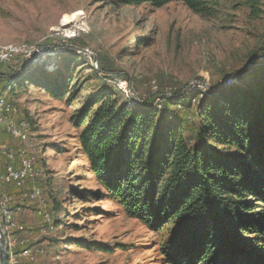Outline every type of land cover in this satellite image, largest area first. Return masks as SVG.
Listing matches in <instances>:
<instances>
[{"label": "rangeland", "instance_id": "rangeland-1", "mask_svg": "<svg viewBox=\"0 0 264 264\" xmlns=\"http://www.w3.org/2000/svg\"><path fill=\"white\" fill-rule=\"evenodd\" d=\"M259 1L254 16L250 0H216L209 15L181 2L157 9L119 0H0V50H24L0 69L2 80L30 66V73L18 72L20 78L28 75L25 85L0 82V92L7 86L2 96L12 117L27 128L19 142L3 126L0 142L22 149L33 169L31 180L2 193L12 196L14 219L26 228L12 238L31 251L23 261L18 244L17 264H170L162 248L172 227L156 231L130 218L97 183L78 150L76 117L107 91L120 106L150 102L158 115L167 99L185 100L182 113L195 128L205 93L225 82L228 88L248 86L254 68L264 63V0ZM75 13L82 14L79 25L64 27V17ZM66 82L63 99L43 88ZM7 163L0 155V172ZM34 189L40 199H23Z\"/></svg>", "mask_w": 264, "mask_h": 264}, {"label": "trees", "instance_id": "trees-1", "mask_svg": "<svg viewBox=\"0 0 264 264\" xmlns=\"http://www.w3.org/2000/svg\"><path fill=\"white\" fill-rule=\"evenodd\" d=\"M119 1L157 9L181 2L209 15L216 0ZM259 4L250 0L254 16ZM20 71L30 73V66L5 81L25 85L29 77L20 78ZM67 83L42 86L63 99ZM103 94L76 117L78 150L130 218L156 231L172 227L162 248L169 263L264 264V63L248 86L205 93L195 128L182 113L185 100L166 98L158 115L150 102L130 108L120 106L115 93Z\"/></svg>", "mask_w": 264, "mask_h": 264}, {"label": "built area", "instance_id": "built-area-1", "mask_svg": "<svg viewBox=\"0 0 264 264\" xmlns=\"http://www.w3.org/2000/svg\"><path fill=\"white\" fill-rule=\"evenodd\" d=\"M23 52L24 50H20L17 53L0 52V66L15 61L18 57L22 56ZM231 82L233 80L230 81V84ZM5 125L7 126V132L10 137L13 140L21 142V134L25 131H18V122L11 115L10 103H4L3 101L2 105H0V129ZM0 155L8 161L4 171L0 174L1 195V193H5L4 191L7 187L22 186L23 183L31 180L32 172L23 165L24 154L22 153V149L14 151L9 144L0 142ZM16 160L19 161V167L16 166ZM26 195L27 201H31V190L29 192L27 191ZM9 197L10 202H13L12 196ZM19 226L25 227L22 224H19ZM26 248L27 246H21V250H23V261H26Z\"/></svg>", "mask_w": 264, "mask_h": 264}, {"label": "bare ground", "instance_id": "bare-ground-1", "mask_svg": "<svg viewBox=\"0 0 264 264\" xmlns=\"http://www.w3.org/2000/svg\"><path fill=\"white\" fill-rule=\"evenodd\" d=\"M81 13H75L73 15H66L63 19V26H68V25H74L78 26L79 23L81 22ZM0 52H8V53H17L20 52L19 48L16 47H9L6 49L0 50ZM7 103V100L5 99V96L0 97V105L2 103ZM18 131H25L24 133L21 134V139L26 137L27 134V128L26 125L23 123H18ZM23 165L27 167V169L31 170L32 176H33V169L30 161L26 158H23ZM41 197V191L39 189H34L31 191V201L38 200ZM23 199L27 200V195H23ZM10 203V198L7 196H4L2 193L0 195V226L2 227L3 234H5L8 244H7V252L6 254L8 255L9 263L10 264H17L16 260L20 256L19 252L15 249V247L20 244V245H25V241H18L17 239H13L12 235L14 232H23L25 233V227L19 226L18 223H16L14 219V211L12 210L11 206L9 205ZM15 227V230H14ZM31 251H26V255L30 254ZM22 257V256H21ZM7 263V260H6Z\"/></svg>", "mask_w": 264, "mask_h": 264}, {"label": "water", "instance_id": "water-1", "mask_svg": "<svg viewBox=\"0 0 264 264\" xmlns=\"http://www.w3.org/2000/svg\"><path fill=\"white\" fill-rule=\"evenodd\" d=\"M263 64V63H261ZM232 79H230L228 81V86H230V81ZM222 87H227V83L225 82L224 85ZM6 260H7V254H6V237L3 234V231L0 227V264H6Z\"/></svg>", "mask_w": 264, "mask_h": 264}]
</instances>
